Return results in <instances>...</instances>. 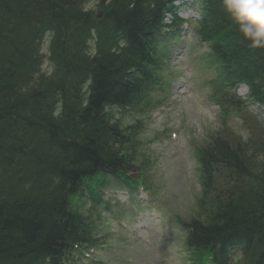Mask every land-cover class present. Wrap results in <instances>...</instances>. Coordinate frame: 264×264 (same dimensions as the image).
<instances>
[{
	"label": "trees",
	"instance_id": "16d2710c",
	"mask_svg": "<svg viewBox=\"0 0 264 264\" xmlns=\"http://www.w3.org/2000/svg\"><path fill=\"white\" fill-rule=\"evenodd\" d=\"M85 1L0 0V264H67L75 245L93 241L94 222L74 210L87 183L135 179L130 128L113 109L140 102L162 63L159 45L178 38L183 20L174 0H100L101 19ZM193 1L195 33L219 65L223 118L242 110L238 84L264 106V50L249 47L222 0ZM168 12L177 29L164 27ZM47 37L51 74L42 71ZM217 135L197 152L190 262L206 253L232 264L229 251L240 250L237 264H264V125L257 140Z\"/></svg>",
	"mask_w": 264,
	"mask_h": 264
},
{
	"label": "rangeland",
	"instance_id": "374dc122",
	"mask_svg": "<svg viewBox=\"0 0 264 264\" xmlns=\"http://www.w3.org/2000/svg\"><path fill=\"white\" fill-rule=\"evenodd\" d=\"M99 3L100 0H86L85 9L100 12ZM195 8L181 10L180 14L197 19ZM183 34L182 41L173 45L176 47L172 48L171 69L180 68L186 78H179L171 84L176 96L175 105L169 107L157 121L151 120L149 131L143 135V140L149 144L147 152L152 155L149 154V158L157 159V162L152 161L147 174L158 202L141 205L138 194L129 195L128 189L105 192V201L116 207V216H113L114 220L108 227L114 236L107 234L106 240L111 243V251L101 253L108 260L107 264H171L173 261L176 264H190L186 257L185 232L178 219L189 221L197 215V197L201 193L197 150L208 145L212 137L223 130L224 122L219 119V108L210 99L215 93L219 72L209 56H201L206 48L198 41L194 28ZM47 38L42 50V71L51 74L50 38ZM169 74L166 72L167 76ZM242 119L233 114L227 122L229 132H233L232 136L247 139L253 131V137L255 139L257 136V140L264 118H257V121L249 118L244 128ZM165 127L168 132L177 130L180 135L178 142L168 150L161 144ZM155 136H159L160 141H156ZM103 209L105 207L98 208V212L103 213ZM130 209L136 214L133 219L131 216L127 219Z\"/></svg>",
	"mask_w": 264,
	"mask_h": 264
},
{
	"label": "clouds",
	"instance_id": "9594fccd",
	"mask_svg": "<svg viewBox=\"0 0 264 264\" xmlns=\"http://www.w3.org/2000/svg\"><path fill=\"white\" fill-rule=\"evenodd\" d=\"M222 7L249 47L264 50V0H222Z\"/></svg>",
	"mask_w": 264,
	"mask_h": 264
},
{
	"label": "bare ground",
	"instance_id": "6f19581e",
	"mask_svg": "<svg viewBox=\"0 0 264 264\" xmlns=\"http://www.w3.org/2000/svg\"><path fill=\"white\" fill-rule=\"evenodd\" d=\"M174 1L183 2V0H174ZM186 1H187L188 3H190V2H192L193 0H186ZM174 7H175V9L173 10V12H175V10H176V12H178L179 9H176V6H174ZM172 16H173V14H171V13L168 12V14L166 15V25H164V27H166V26H170L171 28L177 29L175 23H174V22H170V21H171V18H173ZM160 23H161V22L157 23V26H158ZM162 25H163V24H161L160 26H162ZM155 34H157V33H154L153 35H155ZM200 44H201V45H204L205 48H206L207 50H209L208 45H207L206 43H203V42L200 41ZM42 54H43V53H42Z\"/></svg>",
	"mask_w": 264,
	"mask_h": 264
},
{
	"label": "water",
	"instance_id": "95a60500",
	"mask_svg": "<svg viewBox=\"0 0 264 264\" xmlns=\"http://www.w3.org/2000/svg\"><path fill=\"white\" fill-rule=\"evenodd\" d=\"M99 17H100V18L102 17V13L99 14Z\"/></svg>",
	"mask_w": 264,
	"mask_h": 264
}]
</instances>
